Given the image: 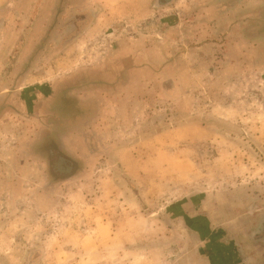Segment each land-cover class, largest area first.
<instances>
[{"label": "rangeland", "instance_id": "obj_1", "mask_svg": "<svg viewBox=\"0 0 264 264\" xmlns=\"http://www.w3.org/2000/svg\"><path fill=\"white\" fill-rule=\"evenodd\" d=\"M202 1L111 20L0 0V264H209L191 225L228 230L264 211V0L239 3L245 44L237 26L193 35L171 19ZM141 39L164 57L111 77L117 48ZM89 85L110 89L92 125L40 109L56 90L70 110L67 89ZM70 153L67 175L56 160Z\"/></svg>", "mask_w": 264, "mask_h": 264}, {"label": "crops", "instance_id": "obj_2", "mask_svg": "<svg viewBox=\"0 0 264 264\" xmlns=\"http://www.w3.org/2000/svg\"><path fill=\"white\" fill-rule=\"evenodd\" d=\"M172 1L174 0H171V2ZM206 1L208 2L209 0ZM206 1L203 0L200 7L196 6V10H192L194 15L193 13H187L184 16L179 14L177 18H175L176 16H173L171 17V19L174 20V23L178 22L179 27H183L184 25H186V27L184 28L186 33L189 32L193 35H203L208 33L216 34L217 36H221L224 34L230 35L232 32H235L234 28L235 26H237L240 34L243 35V44L246 43V36L248 37V41H250V29L248 31V26L246 27L247 21H245L248 15H250V11L246 10L245 7H239V3L245 5L246 0H210L212 4H210V2L204 3ZM154 3L155 0H66V8L68 11L70 9H73L75 6H80V4H82L83 12L87 11L89 14L92 15L96 13H103L102 16L100 15L101 17L111 20L132 17H146L147 19H149L150 17H152V15H154ZM192 15L194 18H192ZM75 17L76 14L72 16V19H75ZM183 19L184 22L181 23ZM236 20L237 25L235 24ZM190 21H196L197 23L195 25H192V22ZM188 27H191V29H187ZM205 27L207 29H205ZM242 51L245 52V47ZM113 55L115 58L113 60L110 59V62L108 64H105L104 66L110 72L111 77L115 75L122 76L121 73L124 60L130 59L131 65L143 66V64H145L147 66L153 67L154 65L158 64L159 60L164 57L160 54V52L154 49V47L152 48L151 46H149L148 43H145L142 39L135 40L129 45H123L117 48ZM83 65H88V67L92 66L91 62L87 61H84ZM113 71L116 74H114ZM83 77H85L83 80L84 83L87 82L88 84H91L92 82L98 81L96 79V77L98 76H93V78L95 77L93 79L91 72L88 75L84 74ZM101 78L102 77L100 76L99 79ZM107 81L108 80H104V77L101 79V82ZM111 81L112 80H109V82ZM116 81L117 79L115 80V82ZM92 87L89 85L88 87L84 86L82 88L74 87L67 89V91L71 90L70 92H68V97L73 102V104L70 106V110H66L62 107H56L55 100L57 98L59 99L64 94L61 93L55 95L56 90L55 92H50L51 95H49L48 97H44L43 99L42 97H40V109L43 110V112L45 109H47V111L53 109L55 113L63 112V114H66L68 118H73L75 123H79L80 121H82L83 124L86 126L90 124L92 125V123H94V118H91L92 115L89 116L90 112L88 110L92 107L95 108L93 115L96 116L95 114L99 111V109H101L102 107L104 108V102H100V92L110 91V89H105L103 87ZM50 88L52 89V87ZM57 89H60V86H58ZM111 98L112 97L110 95L107 99L104 98V100H108ZM70 130L77 131V128L73 127ZM70 136L74 137V134H70ZM77 144L76 142H74L72 145V150L70 151L74 152V150H78L76 148L78 147ZM67 156L74 159V161H76L77 159V157L71 155V153L67 154Z\"/></svg>", "mask_w": 264, "mask_h": 264}, {"label": "flooded vegetation", "instance_id": "obj_3", "mask_svg": "<svg viewBox=\"0 0 264 264\" xmlns=\"http://www.w3.org/2000/svg\"><path fill=\"white\" fill-rule=\"evenodd\" d=\"M252 217L250 224L228 230L212 226L209 218L195 222L191 226L202 241L200 254L209 264H264V211L257 210Z\"/></svg>", "mask_w": 264, "mask_h": 264}, {"label": "water", "instance_id": "obj_4", "mask_svg": "<svg viewBox=\"0 0 264 264\" xmlns=\"http://www.w3.org/2000/svg\"><path fill=\"white\" fill-rule=\"evenodd\" d=\"M57 160H58L59 171L65 173L67 175L74 173V171L76 169V164L74 162V159H72L71 157L66 156V155H59L57 157Z\"/></svg>", "mask_w": 264, "mask_h": 264}]
</instances>
